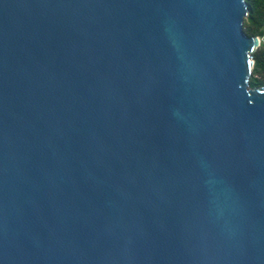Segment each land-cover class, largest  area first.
Listing matches in <instances>:
<instances>
[{
    "label": "water",
    "instance_id": "95a60500",
    "mask_svg": "<svg viewBox=\"0 0 264 264\" xmlns=\"http://www.w3.org/2000/svg\"><path fill=\"white\" fill-rule=\"evenodd\" d=\"M249 0H0V264H264Z\"/></svg>",
    "mask_w": 264,
    "mask_h": 264
},
{
    "label": "trees",
    "instance_id": "16d2710c",
    "mask_svg": "<svg viewBox=\"0 0 264 264\" xmlns=\"http://www.w3.org/2000/svg\"><path fill=\"white\" fill-rule=\"evenodd\" d=\"M250 16L246 21L245 29L252 36H264V0H249ZM253 87L264 86V45L254 53ZM258 76L260 79H256Z\"/></svg>",
    "mask_w": 264,
    "mask_h": 264
},
{
    "label": "rangeland",
    "instance_id": "374dc122",
    "mask_svg": "<svg viewBox=\"0 0 264 264\" xmlns=\"http://www.w3.org/2000/svg\"><path fill=\"white\" fill-rule=\"evenodd\" d=\"M246 30V29H245ZM247 32V31H246ZM248 33V32H247ZM250 35V33H248ZM252 36V35H251ZM259 37L261 40V46L264 45V36H256ZM256 79H260L258 76H255ZM263 87V86H262Z\"/></svg>",
    "mask_w": 264,
    "mask_h": 264
}]
</instances>
